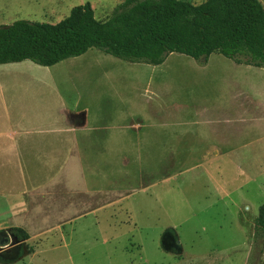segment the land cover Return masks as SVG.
Wrapping results in <instances>:
<instances>
[{
	"label": "rangeland",
	"instance_id": "374dc122",
	"mask_svg": "<svg viewBox=\"0 0 264 264\" xmlns=\"http://www.w3.org/2000/svg\"><path fill=\"white\" fill-rule=\"evenodd\" d=\"M122 1L0 0V26L16 20L55 24L85 3L103 21ZM219 55L213 53L211 63ZM197 61L171 53L156 66L128 63L91 48L50 67L37 65L51 71L68 103L89 108L91 129L118 125L125 109L140 113L144 123L134 119L131 138L137 140L124 152L127 157L106 154L85 161L115 190L106 200H115L114 206L105 203L91 212L96 207L86 200L75 205L90 209L74 216L71 225L61 224L66 245L54 248L46 245L54 241L52 224L36 238L24 229L29 239L20 241L11 230L18 226L1 220L0 243L8 242L0 245V264H264V247L253 243L255 218L264 203V68L242 75L243 90L252 95L259 87L263 96L239 110L224 100L229 90L220 87L229 76ZM220 115L229 121L216 124L213 133L204 127L200 135L226 156L183 157L189 149H206L204 143L178 137L189 130L188 122ZM168 150L183 156L173 157Z\"/></svg>",
	"mask_w": 264,
	"mask_h": 264
},
{
	"label": "crops",
	"instance_id": "0c3cea01",
	"mask_svg": "<svg viewBox=\"0 0 264 264\" xmlns=\"http://www.w3.org/2000/svg\"><path fill=\"white\" fill-rule=\"evenodd\" d=\"M211 56L206 61L197 62L201 63V68L213 65L216 71L229 76L228 83L225 85L223 82L220 86L223 91L229 90L228 97L224 99L226 102L232 101L239 105L240 110L247 106L249 99L256 102L260 94L262 98L259 87L251 95L243 90L240 80L242 75L263 68L239 65L222 55L216 57L213 64ZM50 72L27 60L0 64V221L12 220L14 226L25 229L29 235L33 231L35 238L47 234L45 224H52L49 236L54 241L46 245L54 248L66 245L64 242L61 244L66 231L61 224L71 225L75 217H81L90 209H73L75 205L82 206L86 200L88 207H96L91 212H99L106 204L108 207L115 205V200L106 201L116 192L106 187L105 175L94 167L87 168L85 161L106 154L109 158L127 157L124 152L130 148L131 142L137 140L131 138L135 134L134 119L140 117L143 123L144 119L140 113L125 109V119L118 125L101 130L91 129L89 108L68 103ZM210 111L205 109L204 112ZM220 116L194 119L187 124L189 130L178 136L204 143L206 149L203 153H197L195 149L187 150L185 156L178 150L166 152H172L173 157L226 156L201 136L204 135L202 128L207 127L213 133L216 124L229 121L228 117ZM169 156L166 155L167 158ZM17 214L22 216L17 217ZM57 215L56 221H50Z\"/></svg>",
	"mask_w": 264,
	"mask_h": 264
},
{
	"label": "trees",
	"instance_id": "16d2710c",
	"mask_svg": "<svg viewBox=\"0 0 264 264\" xmlns=\"http://www.w3.org/2000/svg\"><path fill=\"white\" fill-rule=\"evenodd\" d=\"M95 48L128 63L160 65L171 53L206 61L217 53L264 68V6L259 0H123L106 20L89 3L55 24L16 20L0 26V64L31 61L50 67ZM253 243L264 247V203ZM20 241L25 230L13 227Z\"/></svg>",
	"mask_w": 264,
	"mask_h": 264
},
{
	"label": "water",
	"instance_id": "95a60500",
	"mask_svg": "<svg viewBox=\"0 0 264 264\" xmlns=\"http://www.w3.org/2000/svg\"><path fill=\"white\" fill-rule=\"evenodd\" d=\"M7 242H8V239L4 240V243H0V245H1V246H4V245L7 244Z\"/></svg>",
	"mask_w": 264,
	"mask_h": 264
}]
</instances>
